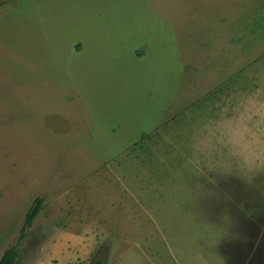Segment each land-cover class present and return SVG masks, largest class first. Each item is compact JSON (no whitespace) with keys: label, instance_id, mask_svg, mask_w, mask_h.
Returning a JSON list of instances; mask_svg holds the SVG:
<instances>
[{"label":"rangeland","instance_id":"1","mask_svg":"<svg viewBox=\"0 0 264 264\" xmlns=\"http://www.w3.org/2000/svg\"><path fill=\"white\" fill-rule=\"evenodd\" d=\"M36 198L16 264H264V0H0V257Z\"/></svg>","mask_w":264,"mask_h":264},{"label":"trees","instance_id":"2","mask_svg":"<svg viewBox=\"0 0 264 264\" xmlns=\"http://www.w3.org/2000/svg\"><path fill=\"white\" fill-rule=\"evenodd\" d=\"M43 207V198H36L31 208L28 210L23 227L21 228V233L17 243L4 250L2 256L0 257V264H16L19 247L21 246V241L25 237L27 230L32 226L34 220L39 215ZM94 264H102V261H97Z\"/></svg>","mask_w":264,"mask_h":264},{"label":"clouds","instance_id":"3","mask_svg":"<svg viewBox=\"0 0 264 264\" xmlns=\"http://www.w3.org/2000/svg\"><path fill=\"white\" fill-rule=\"evenodd\" d=\"M211 155V152H208L207 154L204 155L205 158H208Z\"/></svg>","mask_w":264,"mask_h":264}]
</instances>
